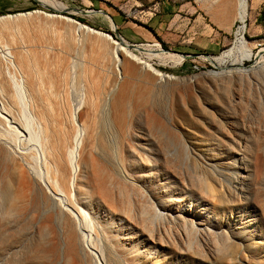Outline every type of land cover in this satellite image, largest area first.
Instances as JSON below:
<instances>
[{
    "label": "rangeland",
    "instance_id": "obj_1",
    "mask_svg": "<svg viewBox=\"0 0 264 264\" xmlns=\"http://www.w3.org/2000/svg\"><path fill=\"white\" fill-rule=\"evenodd\" d=\"M37 1L40 4L35 0H0V17L10 16V18L15 21L18 14H33L34 11L49 12L42 6L39 0ZM42 1L58 10H56L57 12L55 13L62 18V20L57 22V27L61 31L60 34L58 36H45L44 34L39 37L37 36L39 34H32L30 37L29 35L27 36L20 33V38H18V40H22L21 43H24V46L21 44V48L24 49L25 47V52L31 57H49V59H53L56 57L65 58L67 56V59H71H68L71 61V65L73 64L72 67L70 66V76L68 79L62 83V85L58 80H55L54 83L56 85L52 83V86L49 88V90H51L48 94L50 97V102L48 104L52 112H58V109H61L63 112L66 110L65 113L68 114V111L72 110L78 115L85 111V106L82 105L84 101L82 96L85 97L86 88L83 83H80L75 77L76 72L81 70H86L89 73L91 72L102 86L105 82L113 79L116 82V88H118V86H121L127 80L124 74L120 70L118 71V68L117 70L104 73L98 68L97 60H100V56L102 52H104L103 49L105 52H109L115 48V45L102 37V35H108L115 41L120 42L114 29L110 26L109 19L106 15L113 21V24L116 26L115 29L121 36V39L125 40L128 44L135 45L133 50H136L138 46L155 49L159 45L164 51L177 54L181 53L183 55H198L184 59L181 64H173L170 62H168L169 64L162 63L155 58L148 59L151 65V71L148 68H143L141 64H137V67L140 66L139 69H142H140L141 73L139 77L134 80L133 86L143 91L146 89L147 91L143 94L147 100L146 103H142L137 107L133 103L128 102L125 106V110L127 114L130 115L129 117L137 116L140 118L144 115L145 111H151L157 116H161L162 118H160L162 120L165 117H175V121L178 119L180 120H178L181 126L180 130L185 132L186 129H189V134L180 135L178 155L168 157L177 167V169L171 170L172 175H170L171 177L167 180L170 186L166 187L161 178L155 179L153 177H148L144 185L137 182V180L136 182L131 180L130 185H127V197H129L128 205L130 208L133 207L131 208L132 210H130L131 212L129 211V221L123 220L121 225L116 224V228H114L112 232L102 231L98 228H93L91 225L92 229L88 235L90 234V239L92 236V240L88 247L85 246L82 248L84 251H79L77 255V264H81L80 262H83V264H264V164H262L264 163V76L262 75L261 69L258 67L254 72L247 73V75L253 73V76L244 74L239 77L234 76V78L233 76L230 78L225 77L227 76L226 73L229 71L228 68H230L231 61L224 65L221 64L222 55L234 45L236 40L235 31L242 24L236 22V19H234L235 21L233 20L230 25L223 24L219 26L212 20L210 15L205 11V8H203L209 4L211 5V3L208 2L207 4V2H204L206 6L202 7L198 0ZM256 1L257 0H248V16L244 22L246 25L244 37L254 53H257L260 49H264V27H260V23L256 20L259 8V3L256 4ZM64 7L66 10H62ZM78 11H88L91 14L83 15ZM99 11L106 13V15L99 13ZM16 22L18 23V21ZM17 23L15 24L16 27L20 25H17ZM80 25L87 26L95 32L82 31ZM62 28L64 29L61 30ZM70 30L71 32H69ZM64 36L71 39L67 37L64 38ZM46 38H48V40ZM57 39L62 40H58V42ZM69 40H72L74 43L76 40L77 43L75 48L66 47ZM62 46L66 49H64V47L61 49ZM9 47L10 46L7 45L4 48H0V65L2 64L1 66L4 70H6V63L4 61L6 58L5 53L10 52ZM98 49L101 51L97 52ZM212 58L217 59L215 62H212ZM218 63H220L221 66ZM244 64L246 68H250L253 61H245ZM259 65H262L264 68V60ZM76 67L78 69H76ZM36 68L39 71H37ZM33 69V73L35 72L33 74V77L35 76V87L33 91L36 96L35 98H33V93L31 94L27 89L20 88L23 90L20 91L14 86L15 78L17 77V80L21 78V74L18 70L17 73L11 69V75L15 73L13 75V77L15 76L14 80L8 78L9 81L7 79L8 85H10L9 89L19 100V106L13 111L12 118L14 120L7 117L6 127L9 126L7 129H11L10 132L15 146L21 151L25 149L23 152L28 154L37 153L34 143L28 140L29 137L23 130L26 129L27 125L30 123V119L33 117L32 113H37L38 111L36 108L38 104L36 102L37 95L39 94L38 92L42 88L49 87L45 77H43V79L37 78L38 76L36 74L40 73L42 68L33 67ZM58 69L59 68L55 65H51V67H46L45 70L48 72L49 70H53L55 72L60 70ZM154 70L161 74L160 77ZM145 71L147 72L145 73ZM233 81H240L239 84L236 83L239 85V88H237V85L235 87ZM39 84L43 87L41 88ZM72 85L76 87V89ZM13 88L16 89L14 90ZM83 92L84 94H82ZM236 92L240 95L242 101H240L239 105H232L230 107L229 101L231 100L228 101V99L233 98ZM54 94H58L56 95L57 97H54ZM60 94L62 95V100ZM34 99L36 101H34ZM25 100L26 102L24 103L23 101ZM28 100H30L31 104L33 103L32 106L29 105ZM53 100H59V103H55ZM108 102L109 98H107V103ZM1 103L0 101V114L4 112ZM35 103L36 105H34ZM152 103L153 105H151ZM54 104H57L56 107ZM30 107L34 109L32 108V110H30ZM96 110V119L101 121L103 114L101 105L98 106ZM72 111H69V113L73 114L74 112ZM224 111L228 113V119L221 117ZM218 112H221V114ZM242 114L244 115L243 119L241 118ZM29 115L31 116L29 117ZM189 118V124L184 125V121ZM13 121L15 123H13ZM26 121L29 123L27 124ZM23 122H25V124ZM78 125L77 122V126ZM78 128L80 130V127ZM140 131H142L140 134L143 138L142 142L146 144L154 143V146H156L157 149L160 148L161 152H164V155H166V152L167 154L172 153V142L171 139L168 138L166 132L151 129L147 131L144 125H135L133 128L134 134H139ZM160 135L164 139H161ZM219 139H221V141ZM191 140H195L199 144V156L198 154H192L188 150L189 141ZM239 142L240 144H238ZM158 144L159 146H157ZM218 149L220 150L218 151ZM239 149H244V158L243 156L239 157L240 155H237L240 154ZM94 155L97 159H103L98 149L94 150ZM181 158L184 161L181 160ZM76 160L79 161L78 156ZM41 167L40 169L44 171V168ZM182 167L185 169L183 170ZM194 168L196 171H194ZM247 169L251 179L248 181L249 183L247 185H242L238 181V177L240 174H245V170ZM133 170L135 172L134 174L137 175L136 166H134ZM52 173L53 170L51 168L46 169L47 176H52ZM182 176L183 178L185 177V180ZM246 188L248 190H246ZM201 189L206 193L214 195L213 197L215 200L213 204H207L202 200L199 196V193L203 192ZM199 190L202 192H199ZM242 191L247 193L243 194ZM144 202L146 203L144 204V208H142ZM149 204H152V208ZM161 205L164 208H169L168 211L172 212V214L170 216H164L161 215L162 212L159 210L157 213L158 208H163ZM129 206H127L128 210L130 209ZM4 210L5 201L0 194V217L3 216ZM154 211H156V213ZM41 212L42 211L37 206L30 203L24 213L11 216L9 220L10 223L12 225L17 223L20 229V242H23L25 239L24 235H28L30 238L31 236L35 237V235H33L35 233L36 236H38L37 241L39 243H48V237H46L45 233L39 232L38 234ZM191 219L201 224L204 223L202 227H206V229L202 232L198 231L195 226H191ZM185 227L186 229H184ZM108 232L116 235L115 238L117 237L118 240L114 242L109 237L111 234ZM96 233H98V235H95ZM0 237L2 238V235H0ZM65 257V248L63 245L61 248V244H59V246L55 245L48 254H40L37 256L22 254L17 257L13 255L11 257H0V264H64Z\"/></svg>",
    "mask_w": 264,
    "mask_h": 264
},
{
    "label": "bare ground",
    "instance_id": "obj_2",
    "mask_svg": "<svg viewBox=\"0 0 264 264\" xmlns=\"http://www.w3.org/2000/svg\"><path fill=\"white\" fill-rule=\"evenodd\" d=\"M39 1L41 2L42 6H44L49 12L34 11L33 14L31 13L18 14L17 17L15 18V21H13L10 18V16L0 17V48H4L7 45L10 46L9 47L10 52L5 53L6 58L4 61L6 63V68H5L6 70L2 68L1 66L2 64L0 65V101L2 102L1 103L3 107L2 110H4V112L0 114V194L4 198V201H5V210H4L3 216L0 217V235H2V238L0 237V257H11L12 255L14 257H17L22 254H32L36 256L40 254L41 255L48 254L49 252L52 251L55 245L59 246V244H61V248H62V245L65 248L66 257L64 258L65 260L64 264H77V261H78L77 255L79 251L80 250L84 251V249L82 248H84L85 246L88 247L90 241L92 240V236L90 239L89 237L90 234L88 235V233L91 232L92 226L93 228H96V229L98 228L99 230H102V231L112 232L114 228H116V224L121 225L123 220L129 221L130 212H131L130 210H132L131 208L133 207L130 208V206L128 205L129 197H127L128 196L127 194L128 186L127 185H130L131 180H133L134 182H136L137 180V182H140L144 185L146 184L148 177H153L155 179L161 178L164 181L163 184L166 185V187L170 186V183L167 180H169V178L171 177L170 175H172L171 170L177 169V167L175 163H173L172 160L170 161L168 159V157L172 155H175V156L178 155L177 154L178 149L180 148L179 147L180 135L182 134L188 135L189 129H186L185 132L184 131L182 132V130H180L181 128L180 122H178L179 119L175 121V117H172V118L165 117L162 120L161 116L160 118L159 115L157 116L151 111H145L143 116L139 115L141 116L140 118L137 116L129 117L130 115L127 114L125 110V106L128 102H131L137 107L141 105L142 103H146V100H147L143 94L147 90L145 89L143 91L133 86L134 80H136L139 77L141 73L140 69H142V68L139 69L140 66L137 67V64H141L143 68H146V69L148 68L151 71V65L149 64L148 59L155 58L162 63L170 62L173 64H178V63L181 64V62L185 59V57L181 54L164 51L159 45L155 49L151 47L138 46L136 50H133V49L128 48V46L130 45L125 40L122 39L120 42L115 41L110 36L103 34L102 37H104L108 41H111L115 45V48H113L109 52H105V50L103 49L104 52H102L100 56V60H97L98 68L103 73L111 72L113 70H117L118 68V71L120 70L124 74L127 80L121 86L117 85L118 88H116V82L113 79H110L109 81L105 82V84L102 86L98 83L99 80L97 81L91 72L89 73L88 71L81 70L80 68L81 71L76 72L75 77L78 79L80 83H83L84 87L86 88L85 97L82 96L84 98L82 105L85 106V111H83L82 113L78 115H76V113L72 110H69V111L74 112L73 114L69 113V111L67 114L65 113L66 110L63 112L61 111V109H58V112L57 111L52 112L50 109V105L48 104L50 102V97L48 94L50 93V90H51V89L49 90V88L50 86H52V83H54L55 80H58L62 85V83H64L70 76L69 69H70V66L72 67L73 64L71 65V61H70L71 59L68 58L70 59L68 60L66 58L67 56L65 58L56 57L53 59H49V57L48 58L47 57L35 58L34 56L31 57L25 52L24 50L26 49L25 47L24 49L21 48L22 47L21 44H23L24 46V43H21L22 41L21 39H20L21 41L18 40V38H20L19 37L20 33L27 35V36L28 35L30 36L32 34H39L37 35L39 37L40 35H44V34L45 36L46 35L47 36L48 35L58 36L61 32L59 28L57 27V22L59 20H62V18L60 15L55 13L58 10L52 7L51 5H48L42 0H39ZM198 2L202 5V7L206 6L204 2H207V4L208 2L211 3V5L209 4L208 6L203 7V8H205V11L210 15L212 20L219 26H222L223 24L230 25V23L232 24V21L234 19H236V22H240L242 24L235 31L236 40L234 42V45L230 47L228 50H226V52L221 57V64L223 65L231 61L230 68H228L229 71L226 73L227 76L225 77L230 78L233 76L234 78V76L239 77L244 74L247 75V73L249 72H254V70L258 67L261 69L263 73L262 75L264 76V68L262 65H259L264 60V49H260L257 51V53H254L252 48L249 46V43L246 41L244 37L245 31H246V25L244 22L246 21L247 16H248L247 14L248 0H198ZM62 10H66V8L64 7L62 8ZM108 19H109V23L112 29H115L116 27L111 21V19L110 18ZM16 21H18V23ZM16 23L17 25L19 24L20 25L16 27L15 25ZM63 29L64 28H62L61 30ZM81 30L87 31V32L93 31L87 26H83V25L81 26ZM69 32H71V30ZM66 37L64 36V38ZM46 39L48 40V38ZM68 39H71V38H68ZM58 40L60 39H57V41ZM72 40H69L68 45L66 47L75 48L77 42L75 40V43H74ZM64 46H62L61 49H63ZM64 49L66 48L64 47ZM98 51H101V50L98 49L97 52ZM45 52L48 53L49 50L48 52L47 51ZM39 53L42 54L41 52ZM43 54H44V51H43ZM216 59L217 58H212L211 61L215 62ZM245 61H253V64L251 65L250 68L245 67V64H244ZM51 65L52 66L55 65L60 70L58 69L59 71H55V72L53 70L52 71L49 70V72L46 71L45 70L46 67L48 66L51 67ZM33 67H38L39 69L42 68V70H40V73L36 74L38 76L37 78L43 79V77H45L46 78L45 80H47L49 87L48 88L46 87L43 89L42 88L43 86L41 87L42 82L41 81H40L41 83L39 82L41 84L39 85L42 89H40V91L38 92L39 94L37 95V101L34 99V101L38 103L36 106L38 111L37 113L31 112L33 114V117L30 119V123L26 121L27 124L28 123L29 124L27 125V128L23 130L25 134L27 133L29 137L28 140L34 143L36 153H37V154H34V153L28 154L26 152H23L25 149L21 151L15 146L14 141L11 136V132H10L11 129L9 128L8 130L7 128L9 126L6 127L7 117H10L11 119H13L12 118L13 111L16 110L19 106V102H18L19 100L14 95V93L9 89L10 85H8L7 79L11 78L14 80L15 76L13 77V75L15 73L12 72L14 74L11 75L10 70L12 69L15 72H17L18 70L19 73L21 74V78L20 79L18 78L17 80L16 79L17 77H16L15 78L16 81L14 80L15 85L14 84L13 85L17 87L18 90L20 91H23L20 88L22 89L25 88L27 89L28 92H31L32 94L34 91V87H35L34 86L35 76L33 77V74L35 72L33 73V70H34ZM76 69L78 68L76 67ZM54 70H55V67H54ZM37 71L39 70L37 69ZM146 72L147 71H145V73ZM156 74L159 75V77L161 75L158 72H156ZM239 82L233 81V83H235L234 84L235 87L237 84H239ZM238 86L239 85H237V88H239ZM74 88L76 89V87ZM13 89L15 90L16 88H13ZM82 94H84V92ZM56 95L58 94H54V97H57ZM33 96H34L33 98L36 97L34 93H33ZM60 98L62 100V95ZM107 98H109L108 103H107ZM55 100H53L55 103H59V100L57 101ZM28 101H29V105L32 106L33 103L31 104L30 100ZM228 101L231 107L232 105H235V106L239 105L240 101L242 100L240 99V95L237 94L236 92L233 95V98L228 99ZM23 102L25 103L26 100ZM34 105H36V103ZM100 105L103 110V114H102L101 121H98L95 116L96 114L95 110ZM151 105H153V103ZM22 108H19V109H22ZM32 108L30 110H32ZM239 112H240V109H239ZM219 114H221V112ZM30 116L31 115H29V117ZM243 116L244 115L242 114L241 115L242 119H243ZM221 117L224 119H228V113L224 111ZM189 120L190 118L186 119L184 121V125L189 124ZM77 122L79 124L78 126H77ZM13 123L15 122L13 121ZM23 123L25 124V122ZM137 124L144 125L147 131L151 129V130H158V131L166 132V134L168 135V138H170L172 142L171 143L172 148L170 146V148L172 149L171 151L172 153L168 152L170 154H167L166 152V155H164L163 154L164 152L162 153L160 148L157 149V147L154 146V143L146 144L142 142L143 138H142V135H140L142 131H140L139 134H134L133 132V128ZM78 127H80V130ZM162 138L163 137L161 136V139ZM219 140L221 141V139ZM238 144H240V142ZM198 145L199 144L195 140H191L189 141L188 150L192 154L196 155L198 154V152H200ZM157 146H159V144ZM229 147H232V146H229ZM95 149L99 150L101 154V158H103L102 160L97 159L95 157L94 155ZM219 150L220 149H218V151ZM243 151L244 149L240 150V154H237V155H240L239 157L243 156L244 158ZM77 156L79 157V161L76 160ZM181 160L183 159L181 158ZM204 165H205V162H204ZM134 166H136L137 168V175L134 174L135 173L133 170ZM40 167L44 168V171L41 170ZM48 168H51L53 170L52 176L46 175V169ZM194 171H196V169ZM245 171H246L245 174H240L238 177V181L242 185H247L249 183L248 181L251 179V176L248 173V169ZM246 190L248 189L246 188ZM202 191L199 190V192H202ZM244 192L245 191H242L243 194L247 193V192L246 193ZM219 193H222V192H219ZM199 196L207 204L214 203L215 199L213 197L214 196L213 194H209L203 191L202 193H199ZM30 203L34 204L42 211L41 212V222L38 225V230H39L38 234L39 232L45 233L46 237H48V243H41V242L39 243L37 241L38 236H36L35 233L33 234L35 235V237L31 236L30 238L28 237V235L27 236L24 235L25 241L23 240V242H20L19 236L21 235V233L19 232L20 229L18 227V224L16 223L15 224L16 226H15V225H12L9 221L11 216L24 213ZM145 203L146 202L142 204L143 205V207L141 206L142 208H144ZM151 205L149 204L150 207ZM127 206H129L130 208L129 210ZM161 207L163 206L161 205ZM158 210L161 211L162 212L161 215H164V216L165 215L170 216L172 214V212L168 211L169 208H164V207L162 209L158 208L157 213H158ZM154 212L156 213V211ZM132 219H135V218H132ZM190 222L192 223L191 226L193 227L195 226L198 231L202 232L204 231V229H206V227H202L204 223L201 224L200 222L198 221L196 222V220L193 221L192 219L190 220ZM184 229H186V227ZM110 234L111 235H109V237L114 242H116V240H118L117 237L115 238L116 235H113L112 233ZM95 235H98V233H96ZM80 263L83 264V262H80Z\"/></svg>",
    "mask_w": 264,
    "mask_h": 264
},
{
    "label": "crops",
    "instance_id": "obj_3",
    "mask_svg": "<svg viewBox=\"0 0 264 264\" xmlns=\"http://www.w3.org/2000/svg\"><path fill=\"white\" fill-rule=\"evenodd\" d=\"M259 3V8L257 12V21L260 23V27H264V0H257L256 4Z\"/></svg>",
    "mask_w": 264,
    "mask_h": 264
},
{
    "label": "water",
    "instance_id": "obj_4",
    "mask_svg": "<svg viewBox=\"0 0 264 264\" xmlns=\"http://www.w3.org/2000/svg\"><path fill=\"white\" fill-rule=\"evenodd\" d=\"M38 4H40L37 0H35ZM80 14H83V15H89L90 12L88 11H78ZM99 13H103L102 11H99ZM104 15H106V13H103ZM108 18H110L108 15H106ZM111 19V18H110ZM113 22V21H112ZM116 27V26H115ZM114 32L116 33V36L117 38L121 41V36L118 34L117 30L114 29ZM130 46H128V48L130 49H133L135 45H132V44H129ZM181 54V53H180ZM183 55V54H181ZM185 57V59H188V58H192L194 56H198V55H183Z\"/></svg>",
    "mask_w": 264,
    "mask_h": 264
},
{
    "label": "built area",
    "instance_id": "obj_5",
    "mask_svg": "<svg viewBox=\"0 0 264 264\" xmlns=\"http://www.w3.org/2000/svg\"><path fill=\"white\" fill-rule=\"evenodd\" d=\"M235 26V25H234Z\"/></svg>",
    "mask_w": 264,
    "mask_h": 264
}]
</instances>
